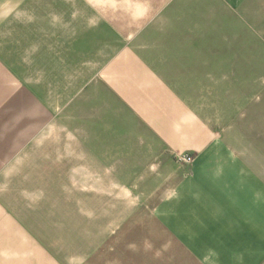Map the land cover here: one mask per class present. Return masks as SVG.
Listing matches in <instances>:
<instances>
[{
	"label": "rangeland",
	"instance_id": "rangeland-1",
	"mask_svg": "<svg viewBox=\"0 0 264 264\" xmlns=\"http://www.w3.org/2000/svg\"><path fill=\"white\" fill-rule=\"evenodd\" d=\"M16 4L0 0V11ZM184 14L187 44L198 45L208 65L190 66L182 81L174 76L163 91H151L158 97L139 89L138 97H116L117 88L130 85L120 80H73L88 77L92 67H70L82 74L63 77L62 65L38 66L39 77L70 81L37 82L53 104L52 136L39 131L48 144L39 145L37 177L6 179L21 189L7 194V203L37 216V225L23 218L22 264H95L106 259L94 255L112 251L188 248L191 237H175L170 225L179 212L175 188L186 185L184 172L192 166L181 155L195 160L197 149H210L217 139L237 153L257 154L264 138V0H222L205 17ZM195 23L203 27L199 33Z\"/></svg>",
	"mask_w": 264,
	"mask_h": 264
},
{
	"label": "crops",
	"instance_id": "crops-1",
	"mask_svg": "<svg viewBox=\"0 0 264 264\" xmlns=\"http://www.w3.org/2000/svg\"><path fill=\"white\" fill-rule=\"evenodd\" d=\"M172 1L167 13L171 0H20L0 11V264H22L23 218L37 225V216L33 220L20 205L7 203V194L20 195L21 189L6 185L7 178L38 176L39 145L48 144V137L39 141V131L52 136L53 104L41 97L37 82L70 81L39 77L38 66L62 65L63 77L82 74L70 67H92L88 77L73 80H120L130 85L117 88L116 97H138L139 90L158 97L151 91H163L175 77L182 81L190 66L208 65L198 45L187 44L184 12L205 17L222 2ZM195 24L196 31L203 28ZM142 81L146 87L136 84ZM258 139L257 154L237 153L222 139L210 149L195 146L199 154L184 172L186 185L175 188L179 212L169 222L175 237H191L188 248L130 250L125 256L112 251L94 255L106 259L95 264H264V138Z\"/></svg>",
	"mask_w": 264,
	"mask_h": 264
},
{
	"label": "built area",
	"instance_id": "built-area-1",
	"mask_svg": "<svg viewBox=\"0 0 264 264\" xmlns=\"http://www.w3.org/2000/svg\"><path fill=\"white\" fill-rule=\"evenodd\" d=\"M180 159L186 163H193L194 161V157H192L191 155L189 154H183L181 155Z\"/></svg>",
	"mask_w": 264,
	"mask_h": 264
}]
</instances>
